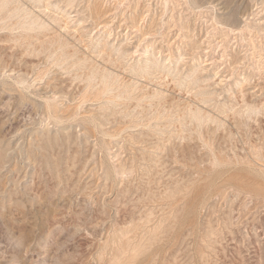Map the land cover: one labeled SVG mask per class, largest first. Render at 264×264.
Listing matches in <instances>:
<instances>
[{
	"label": "rangeland",
	"instance_id": "rangeland-1",
	"mask_svg": "<svg viewBox=\"0 0 264 264\" xmlns=\"http://www.w3.org/2000/svg\"><path fill=\"white\" fill-rule=\"evenodd\" d=\"M0 264H264V0H0Z\"/></svg>",
	"mask_w": 264,
	"mask_h": 264
},
{
	"label": "bare ground",
	"instance_id": "bare-ground-1",
	"mask_svg": "<svg viewBox=\"0 0 264 264\" xmlns=\"http://www.w3.org/2000/svg\"><path fill=\"white\" fill-rule=\"evenodd\" d=\"M115 1V0H114ZM121 5V4H120ZM151 37V36H150ZM171 56V55H170ZM159 150H160V148H159Z\"/></svg>",
	"mask_w": 264,
	"mask_h": 264
}]
</instances>
